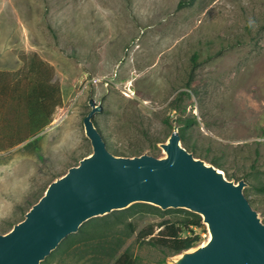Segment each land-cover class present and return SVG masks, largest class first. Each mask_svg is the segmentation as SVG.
<instances>
[{
  "label": "rangeland",
  "instance_id": "obj_1",
  "mask_svg": "<svg viewBox=\"0 0 264 264\" xmlns=\"http://www.w3.org/2000/svg\"><path fill=\"white\" fill-rule=\"evenodd\" d=\"M31 52L55 67L63 103L44 132L0 152V232L93 152L84 117L94 106L121 156L167 155L162 144L178 125L196 158L247 182L264 216V0H0V69L21 68ZM170 208L116 209L81 226L101 222L131 244L138 264H162L164 252L137 241L127 223L140 229L188 214ZM197 231L206 242L207 223ZM83 248L73 237L42 264H92Z\"/></svg>",
  "mask_w": 264,
  "mask_h": 264
},
{
  "label": "water",
  "instance_id": "obj_2",
  "mask_svg": "<svg viewBox=\"0 0 264 264\" xmlns=\"http://www.w3.org/2000/svg\"><path fill=\"white\" fill-rule=\"evenodd\" d=\"M93 107L84 117L93 152L47 187L23 220L0 232V264H41L88 219L148 202L203 216L210 238L177 254L174 264H264V223L246 194L245 180L228 179L216 165L181 144L179 126L162 146L167 155L113 153Z\"/></svg>",
  "mask_w": 264,
  "mask_h": 264
},
{
  "label": "trees",
  "instance_id": "obj_3",
  "mask_svg": "<svg viewBox=\"0 0 264 264\" xmlns=\"http://www.w3.org/2000/svg\"><path fill=\"white\" fill-rule=\"evenodd\" d=\"M184 3L180 2L179 6ZM20 57L24 62L21 68L0 69V152H5L44 132L51 126L58 108L63 103V91L60 80L56 77L55 67L37 52L22 54ZM184 123L190 125L192 119H186ZM182 129L185 132L184 127ZM180 134L181 139L186 140V134ZM131 207L154 214H162L171 209L164 210L148 202H135L121 210L125 211ZM182 209L188 213L186 216L166 217L157 224H149L140 229L137 228L136 221L127 223L130 235L136 233L137 241L164 252L162 264H167L169 257L202 243V234L197 229L205 228L203 216L186 208ZM101 224L97 221L92 223L93 228L80 226V232L71 233L64 238L41 264L52 253L61 250L67 240L73 237L83 242L84 251L91 254L92 264H138L131 244L125 245L126 241L122 237L112 235Z\"/></svg>",
  "mask_w": 264,
  "mask_h": 264
},
{
  "label": "built area",
  "instance_id": "obj_4",
  "mask_svg": "<svg viewBox=\"0 0 264 264\" xmlns=\"http://www.w3.org/2000/svg\"><path fill=\"white\" fill-rule=\"evenodd\" d=\"M258 216H259V218H260L261 222H263V223H264V216L260 215L259 213H258Z\"/></svg>",
  "mask_w": 264,
  "mask_h": 264
},
{
  "label": "bare ground",
  "instance_id": "obj_5",
  "mask_svg": "<svg viewBox=\"0 0 264 264\" xmlns=\"http://www.w3.org/2000/svg\"><path fill=\"white\" fill-rule=\"evenodd\" d=\"M220 171H222V170L220 169ZM209 238H210V235H209ZM209 238H208V239H209ZM206 242H207V241H206ZM204 243H205V242H204Z\"/></svg>",
  "mask_w": 264,
  "mask_h": 264
}]
</instances>
